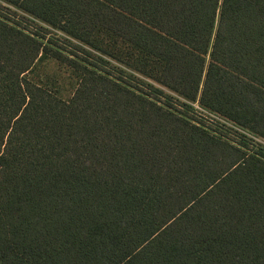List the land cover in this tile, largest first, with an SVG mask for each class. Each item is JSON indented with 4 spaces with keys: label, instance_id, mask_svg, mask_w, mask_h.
I'll return each instance as SVG.
<instances>
[{
    "label": "trees",
    "instance_id": "trees-1",
    "mask_svg": "<svg viewBox=\"0 0 264 264\" xmlns=\"http://www.w3.org/2000/svg\"><path fill=\"white\" fill-rule=\"evenodd\" d=\"M0 264H264V0H0Z\"/></svg>",
    "mask_w": 264,
    "mask_h": 264
},
{
    "label": "rangeland",
    "instance_id": "rangeland-1",
    "mask_svg": "<svg viewBox=\"0 0 264 264\" xmlns=\"http://www.w3.org/2000/svg\"><path fill=\"white\" fill-rule=\"evenodd\" d=\"M39 70L46 85L52 87L59 96L64 99L70 96L76 84V80L70 70L49 58L39 63ZM196 114L207 121L206 123H213L211 119L214 118L208 113L200 111Z\"/></svg>",
    "mask_w": 264,
    "mask_h": 264
}]
</instances>
